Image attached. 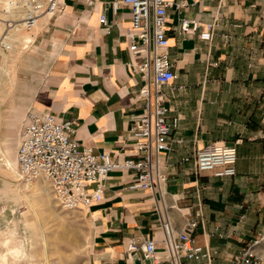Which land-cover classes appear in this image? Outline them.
Here are the masks:
<instances>
[{
    "label": "crops",
    "instance_id": "1",
    "mask_svg": "<svg viewBox=\"0 0 264 264\" xmlns=\"http://www.w3.org/2000/svg\"><path fill=\"white\" fill-rule=\"evenodd\" d=\"M106 2L63 0V12L51 20L49 15L44 25L50 20L53 30L40 37L51 60L33 106L73 121V137L123 160L139 157L131 127L145 108L138 97L144 78L137 65L143 56L130 49V7L115 12ZM106 6L109 33L100 24ZM183 17L217 20L214 38L202 40L200 29L181 32ZM168 36L178 76L163 90L167 118L178 116L179 123L170 138L174 149L161 155L167 178L161 188H136L131 186L136 169L109 173L104 198L82 207L92 222L87 264H157L141 251H127L132 237L147 236L157 241L158 264H171L163 220L175 232L188 220L197 221L193 235L214 251L205 264H234L233 255L264 232V0H188L181 13L169 9ZM14 72L9 92L16 83ZM6 85H0V94ZM10 108L12 129L23 117L19 120L17 109ZM5 136L1 158L15 159L12 136ZM238 138L235 174L196 171L197 149Z\"/></svg>",
    "mask_w": 264,
    "mask_h": 264
},
{
    "label": "built area",
    "instance_id": "2",
    "mask_svg": "<svg viewBox=\"0 0 264 264\" xmlns=\"http://www.w3.org/2000/svg\"><path fill=\"white\" fill-rule=\"evenodd\" d=\"M24 17L19 21L26 31L33 30L36 20L43 15L54 16L64 10L63 0H25ZM117 12L122 6L131 10V28L127 36L131 40L133 54L143 56L137 65L144 81L138 97L143 101L144 111L133 121L131 135L139 157L114 158L108 152H96L93 147L82 144L72 136L73 121L58 120L51 111L28 109L20 131L17 147V163L22 176L28 181L43 178L51 185L56 200L66 209L91 205L104 198L106 179L112 170L134 168L137 176L131 186L136 188H159L166 180V171L161 155L174 149L170 140L179 117L170 121V110L165 104L163 85L170 84L178 76L169 54L168 36L169 9L181 13L188 0H107ZM106 6L100 16V24L106 33L112 29ZM17 21L3 20L0 33V72L4 54L12 48L11 32ZM217 20L202 23L201 20L183 17L178 29L185 34H194L210 41L214 38ZM183 142L182 137L174 138ZM212 141L194 153L195 169L213 171L217 176L236 173L238 157L237 144ZM186 160L190 156L185 157ZM164 243L171 264H184L183 258L191 264L210 263L214 251L197 242L193 235L197 221L190 219L183 229L175 232L168 220L162 221ZM257 240L242 247L233 255L234 264H260L261 256L256 251ZM128 253L141 251L143 257L160 263L157 256V241L154 237H132L127 243ZM203 259L206 261L204 262Z\"/></svg>",
    "mask_w": 264,
    "mask_h": 264
},
{
    "label": "rangeland",
    "instance_id": "3",
    "mask_svg": "<svg viewBox=\"0 0 264 264\" xmlns=\"http://www.w3.org/2000/svg\"><path fill=\"white\" fill-rule=\"evenodd\" d=\"M24 1L14 0L20 5H25ZM23 11L10 13L7 7L0 4V33L3 30V20L13 19L17 21L14 30H19L18 35L25 38L29 31H25L19 22L23 18ZM59 14L50 16V20ZM50 20L45 25L47 20H40L41 24L34 40L28 44L29 47L27 45L19 55L12 56L11 64L14 67L16 83L11 92L9 85H6L0 94V98L4 96L0 103V150H6V134L12 136L11 148L17 149L27 110H37L33 106L34 94L44 81L51 60L46 41L41 42L40 35L43 34L44 38L48 30H53ZM9 53L6 52L8 55ZM11 106L17 109L19 118L23 117L12 129L9 128ZM1 155L0 152V157ZM48 185L36 179L29 182L23 176L13 177L0 170V264H4L1 255L9 245L18 246L23 252L19 260L9 257L10 264H87L88 248L92 239L90 216L86 208H63L57 202L51 185ZM9 228L17 231L16 238L5 243L4 232ZM255 240L256 251L262 257L260 264H264V232L250 243ZM46 251L49 252L48 260L44 256Z\"/></svg>",
    "mask_w": 264,
    "mask_h": 264
},
{
    "label": "bare ground",
    "instance_id": "4",
    "mask_svg": "<svg viewBox=\"0 0 264 264\" xmlns=\"http://www.w3.org/2000/svg\"><path fill=\"white\" fill-rule=\"evenodd\" d=\"M17 3L14 2V0H0V4L2 6L7 7L9 9L10 13H16V11L19 12V11L24 10L21 14L24 17L25 5H20ZM48 17H49V15H46V16H43L41 19H37L35 26L33 28V31L32 30L29 31L28 35L25 36V38L18 35L19 30L13 29V31L11 32V37H10V39L12 40V48L9 50V52H10L9 55L6 53L4 54V56H3V57H5L4 62H3V58H2V65H1V72H0V85H3V84L8 85L10 83V80L12 79V73L14 71V69H13L14 67L11 64V59H12L13 54L19 55L21 53V51L24 48H26V46L29 43H31L33 41V39L36 35V32H37V29L39 28V25L41 24L40 20H44V21L48 20ZM23 39H25V40L20 42V40H23ZM19 142H20V139H19ZM15 159H9V157H6V160H3L0 157V167L3 168L8 175H11L13 177H19V176H22V174L18 168L17 155L15 156ZM36 180L37 181L40 180L43 184H47V183L49 184V182L43 178H36ZM33 181H35V179L31 180L29 182H33ZM4 233H5V240H6L5 243H7L9 240L16 238L17 231L15 229L9 228ZM2 237H4V236H2ZM1 240H2V238H1ZM22 254H23V252H22V249L20 247L9 245L6 249V251L1 255V260H3L4 264H10L9 257L12 256L13 259L19 260L22 256ZM44 256L48 260L49 252L46 251ZM14 264H18V263L15 262Z\"/></svg>",
    "mask_w": 264,
    "mask_h": 264
}]
</instances>
